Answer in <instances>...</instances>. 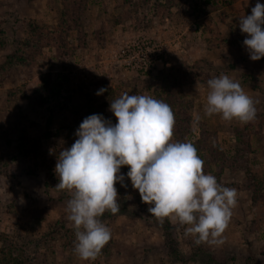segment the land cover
<instances>
[{
	"label": "rangeland",
	"instance_id": "374dc122",
	"mask_svg": "<svg viewBox=\"0 0 264 264\" xmlns=\"http://www.w3.org/2000/svg\"><path fill=\"white\" fill-rule=\"evenodd\" d=\"M64 1L0 0V235L26 244L34 264H264V57L249 58L239 28L257 0H89L81 32L66 37L59 52L48 33L60 23ZM171 66L189 82L180 97L190 116L183 142L198 152L204 124L224 156L234 160L243 151L224 169L198 152L203 171L238 192L224 243L197 244L177 220L150 215L151 205L126 178V188L115 185L119 213L100 217L112 238L94 261L82 260L68 220L73 193L56 189L59 153L86 117L102 114L115 124L110 103L123 93L155 98L159 73ZM220 75L253 99L255 120L205 114L207 81ZM44 81L38 106L35 91ZM102 87L108 91L97 96ZM236 129H254L248 149ZM33 148L39 157L26 153ZM3 245L0 237V260Z\"/></svg>",
	"mask_w": 264,
	"mask_h": 264
},
{
	"label": "clouds",
	"instance_id": "9594fccd",
	"mask_svg": "<svg viewBox=\"0 0 264 264\" xmlns=\"http://www.w3.org/2000/svg\"><path fill=\"white\" fill-rule=\"evenodd\" d=\"M247 34L243 45L249 58L264 57V4L259 0L250 15L239 19ZM205 114L220 115L226 121L248 123L256 119L253 99L239 82L227 75L207 81ZM100 88L96 95L107 92ZM116 123L102 114H92L80 123L75 142L62 149L55 166L58 190L73 196L67 202L68 220L75 229L74 251L82 260L94 261L112 238L111 229L100 219L106 211H120L115 185L127 187V178L150 215L171 218L185 227L195 243H224L233 209L235 188L222 186L203 171L204 161L191 142L172 139L173 110L166 102L147 95L123 93L110 103ZM199 123V118H197ZM127 166L126 174L121 168Z\"/></svg>",
	"mask_w": 264,
	"mask_h": 264
},
{
	"label": "trees",
	"instance_id": "16d2710c",
	"mask_svg": "<svg viewBox=\"0 0 264 264\" xmlns=\"http://www.w3.org/2000/svg\"><path fill=\"white\" fill-rule=\"evenodd\" d=\"M88 2L89 0L64 1L63 11L61 14L62 19L60 23L55 28H53L50 33H48V36L50 38L49 40H53L55 42L54 47L58 49L59 52L62 50L61 48L64 47V44H66V37L68 38L72 36L76 31L81 32V29L83 28L82 13L86 9ZM202 12L206 15L205 11ZM40 36L43 39L45 38V32L43 30L41 31ZM63 55L68 56V51H65ZM155 86V99H159L166 102L171 106L173 110L175 117L173 137L176 141L183 142L185 135L188 132V129L187 127H185V125H188V122L190 121V116H188L186 113V106L184 108L181 105L180 101V97L183 94V89L186 86H189V82L187 81V75L180 67L177 68L171 66V68L168 69L166 72L161 71L159 73V79L155 83ZM45 90L46 85L44 81L39 87V89L35 91V98L38 106L43 105V101L41 99ZM37 100H39V103L37 102ZM200 128L201 137L197 143L200 152L206 151L207 154L210 153L208 154V158H211V156H213V158H211L213 161H221L222 169H224L225 166H230L229 164H234L236 160L241 161V155H243L241 154L243 153L242 150L237 151L238 154H235L236 158L234 160L233 157L228 158L224 156L221 153L218 144L206 138L208 133L206 126L204 124H200ZM252 131H254V129L235 130L236 138L240 141L241 144H243L242 146L247 149L250 146L249 140L250 136H252L253 134ZM177 132L178 135L176 134ZM24 144V146H27V143H25V141ZM21 149H25V147ZM37 152L38 149L33 148L32 151H27L26 153H32L39 157ZM239 153L241 154L240 156ZM35 233H37V231ZM0 237L2 238V241L4 243L1 253L2 259L0 260V264H34L36 262V259H32L29 256V250L26 244H22L21 242L15 244L12 242V240H10L8 237H6V235L3 234H1Z\"/></svg>",
	"mask_w": 264,
	"mask_h": 264
}]
</instances>
